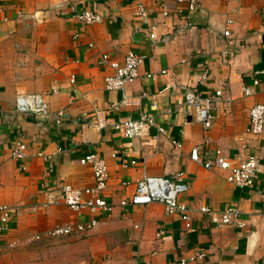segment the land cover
Wrapping results in <instances>:
<instances>
[{
  "label": "crops",
  "instance_id": "0c3cea01",
  "mask_svg": "<svg viewBox=\"0 0 264 264\" xmlns=\"http://www.w3.org/2000/svg\"><path fill=\"white\" fill-rule=\"evenodd\" d=\"M136 1L147 11L145 23L134 14ZM0 5V205L11 208L7 229L0 232V264H179L189 257L195 258L186 264H264V128L249 132L250 107L264 103V0H201L195 10L187 9L186 0ZM82 10L103 19L83 26L73 16ZM128 51L144 55L139 77L121 89H106L112 69L98 65V58L108 54L121 61ZM204 69L208 77L201 81ZM255 78L259 84L252 86ZM244 86L254 93L245 96ZM189 92L211 98L210 127L197 120ZM27 94L39 95L47 114L19 111L17 99ZM139 112L155 117L141 134L129 138L114 128ZM19 141L26 145L22 160L10 155ZM194 147L203 159L214 160L216 150L227 158L255 155L253 184L238 187L227 181L225 170L203 167L190 158ZM90 152L105 159L108 180L101 195L113 205L110 212L75 211L58 198L62 183L93 186L91 168L79 161ZM145 174H179L188 186L180 200L193 231L161 203L119 205ZM203 205L217 212L238 207L244 226L210 222L199 212ZM91 218L95 225L79 234H45Z\"/></svg>",
  "mask_w": 264,
  "mask_h": 264
},
{
  "label": "built area",
  "instance_id": "2783aa9c",
  "mask_svg": "<svg viewBox=\"0 0 264 264\" xmlns=\"http://www.w3.org/2000/svg\"><path fill=\"white\" fill-rule=\"evenodd\" d=\"M182 1V0H178ZM201 0H186V7L188 10H195L199 7ZM1 3V0H0ZM135 16L143 23L147 21V11L140 1H136ZM164 14H168L164 11ZM1 15V5H0ZM73 16L83 25L91 24L94 22H101L102 16L91 10L74 11ZM224 35L229 36L228 30H223ZM149 36L154 38V34L150 33ZM144 62V55L135 51H128L121 61H118L108 54H101L97 60L98 65H108L112 69V73L106 75L104 78L105 88L108 90H117L123 88L126 84L136 80L140 73L139 67ZM164 71H162L163 73ZM146 77L154 78L155 74L147 72ZM208 77L207 70L204 69L198 76L199 80L204 81ZM73 79V78H72ZM259 80L253 79L252 86L258 85ZM252 86H244L243 94L250 96L254 93ZM215 96L220 95V91L214 92ZM22 97L27 106L18 103V99ZM187 102L191 104L194 109L196 118L202 123L206 129L210 127L214 115L210 111V97H202L194 92H189L186 95ZM17 99V109L23 112H32L39 115H45L48 112V104L36 94L21 95ZM127 98L124 96L121 100L123 105L127 104ZM156 105L153 104L152 108ZM60 117L65 116L63 111L57 112ZM154 116L146 112H139L136 117H126L116 123L114 128L119 130L125 137H133L141 134L149 125L154 124ZM264 128V103L256 102L249 109V132L258 134ZM164 128L157 127V132L162 133ZM176 146H180L178 142H173ZM204 155L208 151H203ZM215 159H203L199 148L194 147L191 149L190 158L205 168H211L216 165L221 170H225L226 179L228 182L238 186L246 187L253 184L256 172L257 161L255 155H248L244 159L240 158H227L222 156L219 150H216ZM10 155L12 158L22 160L26 156V145L24 142L19 141L12 147ZM41 155V154H40ZM45 160L51 158L50 155H42ZM80 163L88 165L91 168L94 184L91 187L78 188L68 183H62L58 188V198L69 208L75 211L87 209L93 214H100L110 212L113 205L107 202L101 195L105 189L108 180V170L105 159L96 153L90 152L80 158ZM134 194L130 199H122L119 202L120 206L128 204L132 205H146L151 202L161 203L168 214H178L183 222L186 231H193V220L187 206L180 200V195L184 193L188 186L176 174L173 178L154 175H143L135 181ZM264 197V194H262ZM11 208L6 204L0 205V232L7 229V222ZM199 212L205 214L208 220L216 225H231L235 227H243L244 221L240 217L241 211L238 207L230 206L223 211L217 212L206 205L199 207ZM96 223L94 218H91L85 223H74L54 226L49 228L45 234L49 238H56L66 235L79 234L91 227ZM159 234V233H158ZM40 236L36 235L35 239ZM203 253H197V258H203ZM195 258V257H194ZM193 257L188 259H180L179 264H186L189 260H194ZM116 264H136L135 262H123Z\"/></svg>",
  "mask_w": 264,
  "mask_h": 264
},
{
  "label": "water",
  "instance_id": "95a60500",
  "mask_svg": "<svg viewBox=\"0 0 264 264\" xmlns=\"http://www.w3.org/2000/svg\"><path fill=\"white\" fill-rule=\"evenodd\" d=\"M18 103L21 104V105L27 106V103L25 102V100L22 97H20L18 99Z\"/></svg>",
  "mask_w": 264,
  "mask_h": 264
}]
</instances>
